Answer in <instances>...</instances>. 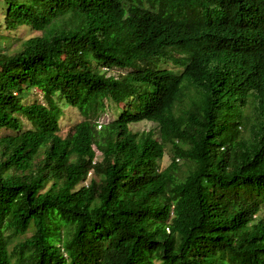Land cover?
Returning <instances> with one entry per match:
<instances>
[{"label":"trees","instance_id":"16d2710c","mask_svg":"<svg viewBox=\"0 0 264 264\" xmlns=\"http://www.w3.org/2000/svg\"><path fill=\"white\" fill-rule=\"evenodd\" d=\"M0 6V264H264V0Z\"/></svg>","mask_w":264,"mask_h":264},{"label":"rangeland","instance_id":"374dc122","mask_svg":"<svg viewBox=\"0 0 264 264\" xmlns=\"http://www.w3.org/2000/svg\"><path fill=\"white\" fill-rule=\"evenodd\" d=\"M0 9H1L0 10V20H2L4 17V9H2V6H0ZM39 35H40L39 32L33 31L28 27H20L19 29L15 31H8L3 28L2 37H1L3 51L7 54L13 55L22 49V45L24 44L25 41L29 40L30 38L39 36ZM169 67L174 68V66L171 64L169 65ZM109 74L118 76L120 72L118 70H114V71H111ZM35 99L40 102H44L41 93L38 91H35L32 94H29L27 102H33ZM188 102L189 101L186 100V103ZM66 105L67 104H65V106L63 104L60 105L62 108V116L60 119V126H61L60 136L63 138L67 136L68 132L75 125H77L78 123L84 120L79 114V112L77 111V109L71 106H68V105L66 106ZM115 117H116V114L112 110H110L109 112H107V114L103 116V118L101 119V123L110 122ZM25 125H27V123H25ZM130 128L133 132L140 133V134L143 132L154 130L157 134L156 137L159 138V135H158L159 129L155 123L144 121V122H140L137 124H133L130 126ZM97 154L98 156H100L98 152ZM172 155L173 153H172L171 147L170 146L166 147L165 157L161 164L162 169L170 165ZM178 163L180 167V175L187 174L188 164L185 161L180 160V159L178 160ZM90 178H91V174L89 175L88 180L83 185L88 184ZM259 218L264 219V210L259 214ZM30 235H31V232L28 234V236Z\"/></svg>","mask_w":264,"mask_h":264}]
</instances>
